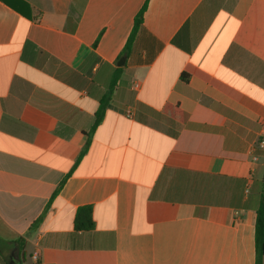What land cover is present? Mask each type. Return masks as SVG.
<instances>
[{
  "label": "crops",
  "instance_id": "crops-1",
  "mask_svg": "<svg viewBox=\"0 0 264 264\" xmlns=\"http://www.w3.org/2000/svg\"><path fill=\"white\" fill-rule=\"evenodd\" d=\"M263 127L264 0H0V238L23 264H256Z\"/></svg>",
  "mask_w": 264,
  "mask_h": 264
},
{
  "label": "trees",
  "instance_id": "trees-1",
  "mask_svg": "<svg viewBox=\"0 0 264 264\" xmlns=\"http://www.w3.org/2000/svg\"><path fill=\"white\" fill-rule=\"evenodd\" d=\"M144 12H145V8H143L140 11V13L136 16L134 28L132 30L128 43L122 54H126L128 52L138 29L143 23ZM118 77H119V73H117L114 77V86L118 80ZM110 100H111V92L108 95H106V97L100 103V107L97 112L93 129L99 126V124L103 121L105 111L107 109ZM86 150H87V146L84 148V152ZM62 186L63 183L60 185V188ZM94 226L95 224L93 220L92 207L91 206L80 207L77 210L75 217V229L77 231H90L94 228ZM15 243L18 244L19 250L17 253L19 255L18 256L19 259L21 260V252L24 248L23 239L19 238L13 242H7L0 238V258L4 264H9V263L6 260V256L3 252V247L4 246L12 247L13 244ZM255 244H256V264H264V188L261 194L260 205L256 211V217H255Z\"/></svg>",
  "mask_w": 264,
  "mask_h": 264
},
{
  "label": "flooded vegetation",
  "instance_id": "flooded-vegetation-1",
  "mask_svg": "<svg viewBox=\"0 0 264 264\" xmlns=\"http://www.w3.org/2000/svg\"><path fill=\"white\" fill-rule=\"evenodd\" d=\"M9 256H13V260L15 262L21 263V260L19 259V255L16 250L11 249L9 254L6 256V260L9 258Z\"/></svg>",
  "mask_w": 264,
  "mask_h": 264
},
{
  "label": "water",
  "instance_id": "water-1",
  "mask_svg": "<svg viewBox=\"0 0 264 264\" xmlns=\"http://www.w3.org/2000/svg\"><path fill=\"white\" fill-rule=\"evenodd\" d=\"M7 261L9 264H23L25 262V253L24 252L21 253V263L15 262L13 260V256H9Z\"/></svg>",
  "mask_w": 264,
  "mask_h": 264
},
{
  "label": "rangeland",
  "instance_id": "rangeland-1",
  "mask_svg": "<svg viewBox=\"0 0 264 264\" xmlns=\"http://www.w3.org/2000/svg\"><path fill=\"white\" fill-rule=\"evenodd\" d=\"M10 250H11V248L8 247V246L7 247L6 246L3 247V252H4L5 256H7L9 254ZM26 263H28V264L30 263L29 254L26 255Z\"/></svg>",
  "mask_w": 264,
  "mask_h": 264
},
{
  "label": "built area",
  "instance_id": "built-area-1",
  "mask_svg": "<svg viewBox=\"0 0 264 264\" xmlns=\"http://www.w3.org/2000/svg\"><path fill=\"white\" fill-rule=\"evenodd\" d=\"M137 87H138V85H137ZM263 131H264V127H263ZM260 145L264 146V141H260ZM254 159H256V157Z\"/></svg>",
  "mask_w": 264,
  "mask_h": 264
}]
</instances>
